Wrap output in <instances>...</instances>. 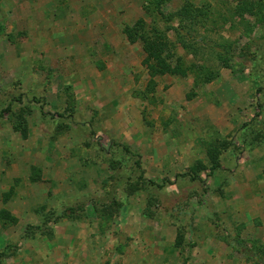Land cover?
I'll return each instance as SVG.
<instances>
[{"label":"rangeland","instance_id":"obj_1","mask_svg":"<svg viewBox=\"0 0 264 264\" xmlns=\"http://www.w3.org/2000/svg\"><path fill=\"white\" fill-rule=\"evenodd\" d=\"M7 106L0 264H264V0H0Z\"/></svg>","mask_w":264,"mask_h":264},{"label":"trees","instance_id":"obj_2","mask_svg":"<svg viewBox=\"0 0 264 264\" xmlns=\"http://www.w3.org/2000/svg\"><path fill=\"white\" fill-rule=\"evenodd\" d=\"M190 10H191V9H189V10L186 9L185 12L187 11L188 13H190ZM142 35H143V40H144V45H145L144 47H145V50H146V47L148 46V44H149L150 41H149L148 39H146L147 36H145L144 34H142ZM157 62H159V61H157ZM157 62H156V63H157ZM154 67L158 68L159 65H156V64H155ZM5 110H9V106H7L5 109H3L2 111H0V118L3 116ZM136 163H137V165H140L139 160H137ZM149 182H153V181L149 180ZM250 250H251V249H250ZM251 251H252V250H251Z\"/></svg>","mask_w":264,"mask_h":264}]
</instances>
